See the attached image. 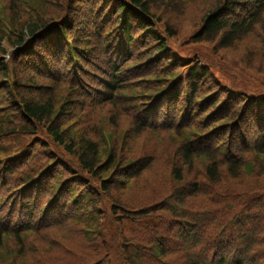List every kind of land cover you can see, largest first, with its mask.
<instances>
[{"label": "trees", "instance_id": "16d2710c", "mask_svg": "<svg viewBox=\"0 0 264 264\" xmlns=\"http://www.w3.org/2000/svg\"><path fill=\"white\" fill-rule=\"evenodd\" d=\"M15 1L17 0H11L8 3L15 4ZM75 1L87 10L86 14L89 17L85 24H78L74 17L69 16L59 25L53 20L54 15L51 14L40 20L35 19L30 29L27 28L22 35L21 32H13L14 37H8L9 45L15 46L17 50L14 51L10 63L0 60V91L6 98L8 97L7 103L0 105V113L4 114L3 108L10 109L11 114H16L24 125L21 126L22 129L8 128L4 125V121L0 120V132L7 128V130L16 129L17 132L25 127L32 130L31 127L34 124L47 126L46 121L52 114L55 97L51 90L46 102L27 101L20 94L18 86L23 84H28L27 89L23 90L27 94L33 92L30 90L33 88L40 90V85L36 84L32 77L21 83L17 82L18 77L16 71L14 72V65L17 60L26 58L32 61V66L38 67V71L44 73L49 80L56 81V78L67 77L66 89L70 96L78 92L86 104H90L91 99L88 97V102L85 99L93 89L101 93L100 100L113 101L117 95L127 93L128 98L126 99L132 101L146 96L147 92L152 94L162 92L167 87L163 98L171 102V113L180 108L182 102L189 103L187 112H185L188 117L197 110L196 103L205 104L207 108L210 106V111L206 112L201 119V121L207 120V123L211 122L207 130L217 128L218 134L230 139L232 149L237 150V154H240L243 159L250 158L248 151V153L264 154V93L259 91L251 93L221 86L222 84L217 82L215 77L217 74L210 72L209 68L211 70L212 68L209 63L202 60L203 56L187 57V60L182 61L175 54L166 40L167 37L174 36V31L168 23L165 26L161 24L162 20L154 9L159 12L160 4L169 6L176 0ZM33 7L32 3H29V6L24 5L28 12L35 8ZM263 12L264 0H220L206 13L201 26L190 37L191 43L214 42L216 49L225 50L242 37L251 35L256 24L263 30L264 19H261ZM20 17L21 15H17L16 12L10 14L8 24L12 27ZM3 39L0 37V43ZM79 43H84V47ZM4 51L0 48L1 55ZM73 60H76L78 67L74 68ZM54 62H57V67H52ZM72 67L74 70L71 69ZM180 67H183L181 77L177 71H174ZM207 78L209 85H214V91L219 87L216 90V92L219 90V93H208V96L213 99L212 105L211 99L207 105L196 95L200 90L199 87ZM181 83L186 90L185 95L181 93ZM222 87L225 89L222 90ZM61 91L60 111L56 112L55 116L53 115L47 127L55 138V143L58 146L64 145L68 152L74 153L79 165L68 163L69 170L75 171L68 172L69 175L63 179L62 187L59 184V187L54 188V183L59 180L60 167H65L57 156V163L54 166L47 168L44 175L40 174L31 180L33 188L21 197L19 210L21 215H10L12 231L9 232L7 229L5 233H12L15 239L20 241L22 233L38 232L42 227L37 226L33 218L46 216V211L40 209L39 205L48 192L51 194L44 206L47 204V207L51 208L50 214L60 213L66 208L67 213H70L68 220H75L85 211V207L92 212L96 211V205L104 196L111 198L112 206L117 210L116 215L111 214L117 226H121L118 221L121 217L128 218L135 224L137 222L139 229L141 218L152 214H156L158 220H164L158 210L172 213L183 222L180 226V241L176 248L174 244H170L161 237L154 243V246L152 244L156 258L151 252H145V254H138V258L133 256L130 264H155V259L160 260L161 257L167 255H173L170 258V264H264V196L254 193L256 194L255 199L262 201L259 204L261 211L251 218L241 219L239 214L228 211V206L245 207L246 205H241L243 198L249 201L254 199L251 197L253 193L250 188L239 189V181H218L217 164L218 158L223 157L221 153L211 155L208 149L204 151L198 142H194L196 139L193 140L192 146L187 143L181 144L179 152L183 162L171 169L176 185L167 196L170 203L164 204L160 201L155 205L135 206L132 204L129 193H127L129 198L124 197L123 194L131 185L130 180L134 181L139 173L145 171L146 166L144 168V165L139 166L137 160L122 164L115 159L116 155L114 156L111 151L107 153L105 161H98L96 157L99 153L95 142L89 139L82 140L85 137L81 138V136L67 137L61 133L58 122L62 118L70 122L71 128L78 124H80L79 128L85 125L81 122L83 120L74 117L72 109L74 104L66 113H62L64 104L69 105L70 103L68 99H63L66 95L65 89ZM221 95H224V98L220 97ZM183 96L185 99H182ZM16 100L20 103H14ZM217 105H219L218 109ZM136 124L138 130H140L139 126L146 125ZM180 125L179 123L177 127ZM223 126L227 128L225 131L221 130ZM257 128H260L261 133H257L254 143L253 134ZM190 134V132L186 133V138H189ZM199 155L206 156L209 161L204 171L210 181H182L183 169L185 167L187 170L190 169L193 156ZM243 161L231 155L227 161L229 162L227 172L230 177L236 176L243 166ZM45 167L47 166H44L42 170ZM2 169L9 170L10 168ZM84 170L86 172H83ZM37 192L40 197L34 199L33 196ZM73 199L74 202H72ZM198 199L203 204L209 203L221 208L210 211L211 215H215L212 216V220L207 218L210 216L209 212L205 213L194 205ZM159 206L162 207L158 209ZM24 207L27 208L26 212L23 211ZM67 213L65 218L60 215L55 219H49V222L62 219L61 224H65ZM103 216H105L104 213ZM224 218L229 222L221 225V229H224L221 234H216L210 225L220 223ZM151 221V224H155L153 218ZM74 240L82 252L89 250L98 259L100 258V249L93 250L94 246H90L87 239L86 243L79 238H74ZM83 244L89 245L88 250ZM80 249L76 248L75 252ZM85 254L83 253L84 256ZM57 256H61L60 262L64 264L67 254L58 251ZM139 258L143 260L141 263H139ZM82 261L79 259L78 262L75 261V264H80Z\"/></svg>", "mask_w": 264, "mask_h": 264}, {"label": "rangeland", "instance_id": "374dc122", "mask_svg": "<svg viewBox=\"0 0 264 264\" xmlns=\"http://www.w3.org/2000/svg\"><path fill=\"white\" fill-rule=\"evenodd\" d=\"M9 1L11 0H0V37L4 38L0 43V48L5 50L2 55L0 54V59L7 63L12 61L14 51L17 50L7 41L8 37H14L13 32H21L22 35L27 28L30 29L36 20L51 14L54 15L53 20L57 21L59 25L61 21H66L69 16L74 17L78 24H85L87 17H89L86 14V8L75 0L67 2L65 0H17L15 4H9ZM218 1L220 0H176L169 6L160 4V11L157 12L155 9L154 11L161 18L163 26L168 23L173 29L174 36L167 37L166 40L182 61L187 60V57L203 56L202 60L209 63L212 68V70L209 68L210 72L217 74L215 77L217 82L222 84L221 86L250 91L251 93L257 91L264 93V29L262 30L258 24L255 25L254 32L249 34L250 36L242 37L225 50L216 49L214 42L191 43L190 37L201 26L206 13ZM29 3L35 7L30 12L24 8V5L29 6ZM16 7L19 8L16 9ZM14 12L21 17L11 27L8 24V16ZM261 19H264V12ZM25 37L29 38L28 36ZM79 45L84 47V43H79ZM73 61L74 68L78 67L76 60ZM31 63L32 61L26 60V58L17 60L14 65V72L16 71L18 77L17 82L21 83L32 77L34 82L40 85V90L37 91V88H33L30 89L33 92L27 94L23 90L27 89L26 85L28 84L17 86L20 94L27 101L46 102L50 90L54 93V107L51 116L46 121L47 126L50 125L53 115L55 116L56 112L60 111V103L62 102L60 101V91L65 89L66 95L63 99H68L70 104H64L62 113H66L74 104V108H72L74 117L83 120L81 122L85 125L79 128L80 124H78L71 128L70 122L62 118L58 122L61 133L67 137L81 136V138L85 137L82 140L89 139L95 142L99 153V156L96 157L98 161H105L108 156L107 153L111 151L114 156L116 155L115 159L122 164L137 160L139 166L144 165L143 168L146 166L145 171L139 173L134 181L130 180L131 185L123 194L124 197L129 198L127 196L129 193L132 204L135 206L155 205L160 201H163L164 204L170 203L167 196L176 185L171 175V169L183 162L179 152L180 146L183 143L192 146L193 140L196 139L194 142H198L204 151L208 149L211 155L220 153L223 155L222 158H218V181H239V189L250 188L253 193L251 194L253 201H249L247 198L242 199L241 205H246L245 207L228 206V211L239 214L241 219L251 218L261 211L259 204L262 201L259 202L255 199L254 195L256 194L254 193L264 196V154L248 153V151L247 154L250 158L248 160L243 159L240 154H237V150L232 149L230 139L228 140L226 136L218 134L217 128L207 130L211 122L207 123V120L201 121V119L206 112L210 111V106L207 108L205 104L196 103L197 110L188 117L185 112H187L189 103L182 102L180 108L171 113V102H167L163 98L167 87L162 92L153 94L147 92L146 96H141L132 101L126 99L128 98L127 93L117 95L113 101L100 100L101 93L93 89L92 93L87 95L85 99L88 102L87 98L89 97L91 99L90 104H86L78 92L72 97L70 96L66 89L68 86L67 77L56 78V81L49 80L44 73L38 71V67L32 66ZM52 67H57V62H54ZM74 68L71 69L74 70ZM182 69L183 67L174 70L179 73V77L183 74ZM102 71L105 72L106 70ZM212 86L213 88H211ZM200 87L196 95L209 105L208 102L211 98L208 93L215 94L219 87L214 91L215 87L209 85L208 78ZM180 89L181 93L185 95L186 90L182 83ZM221 89L224 90L225 88L222 87ZM216 93H219V90ZM220 97L224 98V95ZM7 99L8 97L6 98L4 93L0 91V105L6 104ZM182 99H185V96ZM210 102L212 105L213 99ZM14 103L19 104L20 102L16 100ZM216 108L218 109L219 105ZM2 111L4 114L0 113V120L4 121V125L8 128L22 129L23 121L16 114H11L10 109L6 108H3ZM136 123L146 125L139 126L140 130H138ZM174 123L177 124L174 125ZM179 123L181 125L177 127ZM47 126L34 124L31 127L32 130L25 127L22 131L17 132L16 129L7 130V128L0 132V176L2 177L0 178V230H3L10 221L11 214L21 215L19 213L21 197L33 188L31 180L40 174L44 175L48 170L47 168L54 166L57 163V156L62 160L65 167H60L59 180L54 183V188L59 187V184L62 187L63 179L69 175L68 172L75 171L69 170L70 165H79L74 153L68 152L64 145L58 146L55 143V138L50 134ZM225 128L223 126L221 130L225 131ZM188 132L191 134L189 138H186ZM257 133H261L260 128H257L253 134L254 143ZM241 149L247 151L245 148ZM231 155L239 160H244L242 168L234 178L230 177L227 172L229 164L227 161ZM208 164L209 161L206 156H193L190 169L187 170L186 167L182 166L184 168L182 181H210L204 171ZM112 165L113 163L111 168ZM44 166L47 167L42 170ZM7 167L10 169H2ZM80 169L82 170V168ZM50 194L51 192H48L39 205L40 209L46 211V216L33 218L37 226L42 227L38 232L22 233L20 241L16 240L12 233L1 235L0 264H62L60 262L61 256H57L58 251L67 254L64 264H75V261L78 262L79 259L83 260L80 264H130L133 256L137 257L138 254H145V252H151L156 258L157 256L152 249L154 243L159 241L161 237L170 244H174L175 248L180 241V226L183 222L172 213L158 210L164 220H158L156 214L141 218L140 229L137 222L135 224L124 217L118 220L121 226H117L111 215H116L117 210L113 208L111 198L102 196L96 205L97 212H92L85 207V211L79 214L75 220H68L70 213H67L66 208L60 213L50 214L51 208L47 207V204L44 206ZM38 197L40 195L37 192L33 198ZM74 201L73 199L72 202ZM194 205L201 208L205 213L209 212L211 216L207 217L209 220L215 216L211 215L212 212L210 211L221 209L209 203L203 204L200 199L196 200ZM161 207L159 206L158 209ZM23 211L26 212L27 208L24 207ZM98 212L102 215H99ZM66 213L65 224H61L62 219L57 222H49V219H55L60 215L65 218ZM151 218L155 220V224H151ZM227 222H229L228 219L224 218L220 223H212L210 226L216 234H221L224 231L221 229V225ZM74 238H79L84 243L87 239L90 246H94L93 250L100 249V258L98 259L88 250L89 245L87 244L83 245L88 251L82 252ZM76 248L80 250L75 252ZM83 253H86V256ZM171 257L173 255L161 257L160 260L155 259V264H170ZM142 261L140 259L139 263Z\"/></svg>", "mask_w": 264, "mask_h": 264}]
</instances>
